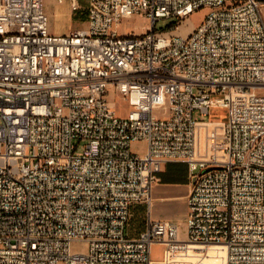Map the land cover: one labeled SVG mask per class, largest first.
I'll use <instances>...</instances> for the list:
<instances>
[{
    "label": "built area",
    "instance_id": "1",
    "mask_svg": "<svg viewBox=\"0 0 264 264\" xmlns=\"http://www.w3.org/2000/svg\"><path fill=\"white\" fill-rule=\"evenodd\" d=\"M58 2L87 27L54 34L45 0H0V264H195L211 247L264 264V0ZM136 15L149 28L119 34ZM215 109L228 116L208 157L195 113ZM168 162L190 167L186 234L149 220L133 237Z\"/></svg>",
    "mask_w": 264,
    "mask_h": 264
},
{
    "label": "crops",
    "instance_id": "2",
    "mask_svg": "<svg viewBox=\"0 0 264 264\" xmlns=\"http://www.w3.org/2000/svg\"><path fill=\"white\" fill-rule=\"evenodd\" d=\"M85 1V0H84ZM45 11L50 19V30L54 34H69L77 30L85 29L87 27L88 15L86 11L74 13L68 2L59 3L55 0V6H52L51 0H45ZM225 121H200L197 132L198 150L203 155L207 149V156L211 157L214 154V137L217 133V125L221 126ZM210 128H204V126ZM205 129V130H203ZM210 140H209V139ZM143 143L146 151L145 142ZM144 151V152H145ZM161 180L153 189L152 202L150 205L141 204L134 210V221H141L142 225L140 232L133 237H137L142 231L145 230L149 220H167L173 221L180 225L182 237L185 236L187 231V219L189 215L188 195L190 193L192 177L190 167L187 163L183 162H168L163 165L161 172ZM178 185H188L189 191L180 196H173L171 187ZM175 198H181L184 210V219L181 217V211H176L171 208L170 202ZM186 226V230H185ZM154 246H162L155 244ZM153 246V248H154ZM207 254V260L200 261L199 264H225V250L224 247H217Z\"/></svg>",
    "mask_w": 264,
    "mask_h": 264
},
{
    "label": "rangeland",
    "instance_id": "3",
    "mask_svg": "<svg viewBox=\"0 0 264 264\" xmlns=\"http://www.w3.org/2000/svg\"><path fill=\"white\" fill-rule=\"evenodd\" d=\"M52 6H55V0H51ZM207 14V9H201L197 12H195L194 14H192L187 20H185L182 24V27L180 29L179 34L182 35H188L190 34L197 25H199L202 20L204 19L205 15ZM167 22L165 21H159L157 23V29L158 31H165L168 30L169 28L167 27ZM149 25H151L150 21L145 18L144 16L141 15H136L133 16L131 18L125 19L120 25L116 26V30L119 34H142L144 33L148 28ZM111 99H113V97H111ZM116 100V99H114ZM118 101V100H116ZM125 104H122L120 101H118V107H117V111L118 114L120 116H125L128 113V110L126 107H124ZM227 116H228V111L227 109H215L210 111L209 114L206 115H201V113L196 112L195 113V118L198 120H206V121H226L227 120ZM208 125H206V127L204 126V128H210L207 127ZM205 130V129H203ZM217 130H219L216 135V137H214V141L212 140V142L214 143V151L216 153H220V151L222 150V147L220 145H222V131H221V127L217 125ZM209 139V138H208ZM210 140V139H209ZM216 143V145H215ZM216 146V149H215ZM82 147L78 150V154L82 153ZM132 151L135 153H139V154H143L145 151V146L143 143H133L132 144ZM205 154V151H204ZM207 154V153H206ZM205 154V155H206ZM171 189V193L173 196H180L182 194H185L186 192L189 191V186L188 185H178V186H173L170 188ZM183 203L184 201L181 198H175L173 199L170 204L172 205L171 208L176 210V211H181V217L184 219V210H183ZM141 221H134V218L131 222V227H130V232L132 236H136L139 232H140V228H141ZM185 230H186V226H185ZM190 248H197V249H201L199 248V246H191ZM214 249H219L217 247H211L209 248V252H211ZM72 250L73 252H85L86 247L85 244L83 242H75L72 245ZM208 251V250H206ZM208 252V253H209ZM207 253V254H208ZM206 254V256H207ZM164 255V247L163 246H154L153 251H152V257L153 259H161L163 258ZM188 256V261H192V259H194V256L198 255V254H192V252L190 254H187ZM193 262V261H192ZM195 264H199L198 261H196Z\"/></svg>",
    "mask_w": 264,
    "mask_h": 264
},
{
    "label": "trees",
    "instance_id": "4",
    "mask_svg": "<svg viewBox=\"0 0 264 264\" xmlns=\"http://www.w3.org/2000/svg\"><path fill=\"white\" fill-rule=\"evenodd\" d=\"M161 174V173H160ZM160 177H161V175H160Z\"/></svg>",
    "mask_w": 264,
    "mask_h": 264
},
{
    "label": "water",
    "instance_id": "5",
    "mask_svg": "<svg viewBox=\"0 0 264 264\" xmlns=\"http://www.w3.org/2000/svg\"><path fill=\"white\" fill-rule=\"evenodd\" d=\"M194 180H195V179H194ZM194 180H193V181H194Z\"/></svg>",
    "mask_w": 264,
    "mask_h": 264
}]
</instances>
